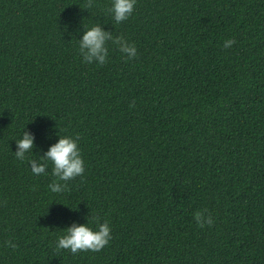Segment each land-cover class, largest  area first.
Listing matches in <instances>:
<instances>
[{"label": "trees", "instance_id": "obj_1", "mask_svg": "<svg viewBox=\"0 0 264 264\" xmlns=\"http://www.w3.org/2000/svg\"><path fill=\"white\" fill-rule=\"evenodd\" d=\"M111 6L0 0V264H264V0H136L119 24ZM96 25L103 65L79 53ZM65 136L84 174L54 193L30 161ZM96 216L104 249L57 250Z\"/></svg>", "mask_w": 264, "mask_h": 264}, {"label": "clouds", "instance_id": "obj_2", "mask_svg": "<svg viewBox=\"0 0 264 264\" xmlns=\"http://www.w3.org/2000/svg\"><path fill=\"white\" fill-rule=\"evenodd\" d=\"M136 0H112V6L108 11L112 14L114 21L119 24L126 21L133 13ZM89 5L86 3L84 8ZM110 34L102 31L96 25L90 29H86L83 39L79 43V53H83L84 62L91 63L95 58L99 65L106 63L105 56L107 49L104 47L105 42L109 40ZM121 44L120 51L127 54L128 59H132L137 55L135 45H129L121 36L118 41ZM234 39H229L224 42V48H229L235 44ZM87 49V52L84 50ZM79 136L73 138L71 136L61 137L58 143L50 147L44 157L40 158V164L37 165L35 160H31V170L34 175L45 174V168L49 164L52 165V176L56 179L49 185V188L54 193H61L66 190L67 186H62L59 181H70L84 174V162L81 158L80 149L78 148ZM17 151L15 156L18 160L23 161L25 154L31 152L33 147V137L28 133H24L23 137L16 141ZM204 211H196L194 219L197 227H211L214 223L212 216L205 215ZM89 223H95L97 230L89 227ZM111 237V229L107 221L100 223V217H92L87 224H73L65 229L64 234L58 238L56 245L57 250H69L72 254L78 252H99L108 245ZM6 246L16 248L17 245L11 241L6 242Z\"/></svg>", "mask_w": 264, "mask_h": 264}]
</instances>
